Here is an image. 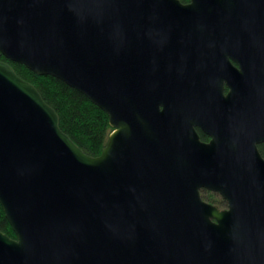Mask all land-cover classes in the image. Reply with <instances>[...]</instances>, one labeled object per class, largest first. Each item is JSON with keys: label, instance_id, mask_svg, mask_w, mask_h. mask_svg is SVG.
I'll return each mask as SVG.
<instances>
[{"label": "water", "instance_id": "water-1", "mask_svg": "<svg viewBox=\"0 0 264 264\" xmlns=\"http://www.w3.org/2000/svg\"><path fill=\"white\" fill-rule=\"evenodd\" d=\"M0 54L112 128L86 155L0 61V264H264V0H0Z\"/></svg>", "mask_w": 264, "mask_h": 264}, {"label": "trees", "instance_id": "trees-1", "mask_svg": "<svg viewBox=\"0 0 264 264\" xmlns=\"http://www.w3.org/2000/svg\"><path fill=\"white\" fill-rule=\"evenodd\" d=\"M186 3L188 0H179ZM0 61L10 65L21 79L32 84L42 100L49 105L58 117L59 129L88 156H98L112 131L108 117L99 107L93 104L79 91L69 87L61 80L50 76H40L29 71L21 64L11 62L0 54ZM264 158V143L257 145ZM202 197L218 206L225 202L219 196L204 193ZM0 231L14 238L0 207Z\"/></svg>", "mask_w": 264, "mask_h": 264}, {"label": "flooded vegetation", "instance_id": "flooded-vegetation-1", "mask_svg": "<svg viewBox=\"0 0 264 264\" xmlns=\"http://www.w3.org/2000/svg\"><path fill=\"white\" fill-rule=\"evenodd\" d=\"M187 3V2H186ZM234 65V64H233ZM227 92V87L224 85V93H226ZM194 130H195V132L197 133V135H198V137H199V140L201 141V142H204V143H207L209 140H210V137L208 136V135H206L199 127H194ZM206 194V193H211V194H214L215 196H219L218 194H216V193H212V192H208V191H205V190H200V196H201V198H202V200H204V201H206V202H208L207 200H205L203 197H202V195L203 194ZM220 197V196H219ZM225 202V201H224ZM208 203H210V202H208ZM210 204H212V203H210ZM212 205H215V206H217L220 210H222V209H225L226 208V203H224L223 205H221V206H218V205H216V204H212Z\"/></svg>", "mask_w": 264, "mask_h": 264}]
</instances>
